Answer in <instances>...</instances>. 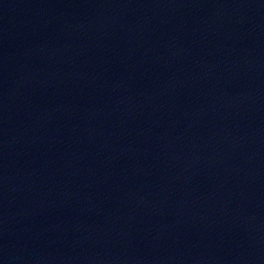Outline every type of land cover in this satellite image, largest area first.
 <instances>
[{
    "label": "water",
    "instance_id": "95a60500",
    "mask_svg": "<svg viewBox=\"0 0 264 264\" xmlns=\"http://www.w3.org/2000/svg\"><path fill=\"white\" fill-rule=\"evenodd\" d=\"M0 264H264V0H0Z\"/></svg>",
    "mask_w": 264,
    "mask_h": 264
}]
</instances>
